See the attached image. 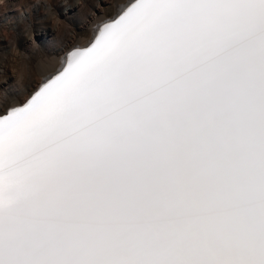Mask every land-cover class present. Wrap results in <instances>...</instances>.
Wrapping results in <instances>:
<instances>
[{"label":"snow or ice","instance_id":"snow-or-ice-1","mask_svg":"<svg viewBox=\"0 0 264 264\" xmlns=\"http://www.w3.org/2000/svg\"><path fill=\"white\" fill-rule=\"evenodd\" d=\"M0 264H264V0H126L0 107Z\"/></svg>","mask_w":264,"mask_h":264},{"label":"rangeland","instance_id":"rangeland-1","mask_svg":"<svg viewBox=\"0 0 264 264\" xmlns=\"http://www.w3.org/2000/svg\"><path fill=\"white\" fill-rule=\"evenodd\" d=\"M123 1L0 0V107L22 102L44 67L84 42Z\"/></svg>","mask_w":264,"mask_h":264},{"label":"bare ground","instance_id":"bare-ground-1","mask_svg":"<svg viewBox=\"0 0 264 264\" xmlns=\"http://www.w3.org/2000/svg\"><path fill=\"white\" fill-rule=\"evenodd\" d=\"M124 6H126V0H124L122 3L118 4V5L114 8V12H113V14H112L111 16L101 18L100 21H99V23L97 24V27L94 28L95 25L92 27L93 29H91V31L89 32V34H88V36H87V38L85 39L84 42H82V43H78V44L73 45V46H74V47H81V46L86 45V44H87V43L93 38L94 34L97 33V31L99 30V29H98V28H99V25H100L101 23H103V21H106V20H108V19L114 17L119 11H121V10L124 8ZM73 46H72V47H73ZM70 48H71V47H70ZM65 59H67V55L65 56V55L63 54V56H62L61 58L53 59V61L50 62L48 66L44 67L43 72L41 73V75H44V78H43V80H42L41 82L45 81L49 76L52 75V73H54L55 71H57L58 69H60V67L64 64V61H65L64 66H66V60H65ZM50 71H52V72H50ZM61 71H62V70H61ZM41 82L39 83L40 86H41ZM39 84H38V85H39ZM33 90H34V89H33ZM33 90H32V91H33ZM32 91H29V93L27 94V96H28ZM27 96H26V97H27ZM26 97H25V98H26ZM25 98H24V99H25ZM18 103H21V102H15V103H13V104H9V105L6 106V108H7V107H10V106H13V105H16V104H18Z\"/></svg>","mask_w":264,"mask_h":264}]
</instances>
